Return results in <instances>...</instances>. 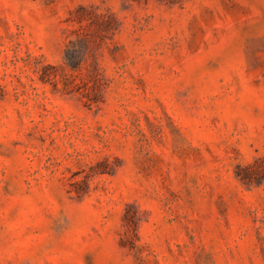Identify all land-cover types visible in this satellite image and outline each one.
<instances>
[{"label":"rangeland","instance_id":"374dc122","mask_svg":"<svg viewBox=\"0 0 264 264\" xmlns=\"http://www.w3.org/2000/svg\"><path fill=\"white\" fill-rule=\"evenodd\" d=\"M0 264H264V0H0Z\"/></svg>","mask_w":264,"mask_h":264}]
</instances>
